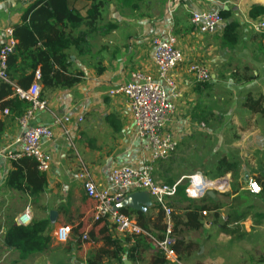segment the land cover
I'll list each match as a JSON object with an SVG mask.
<instances>
[{
    "label": "crops",
    "instance_id": "1",
    "mask_svg": "<svg viewBox=\"0 0 264 264\" xmlns=\"http://www.w3.org/2000/svg\"><path fill=\"white\" fill-rule=\"evenodd\" d=\"M37 1L0 0V49L6 41L5 30L20 24L28 7ZM41 1L49 13L55 14L49 19L54 30H46L41 37L32 33L38 41L37 47L46 51L42 43L57 41V38H78L77 46L61 50L68 55V72L81 73L82 77L69 88H43L38 82L39 66L34 72V83L38 84L40 98L47 106L34 113L29 125L47 127L53 132L51 140L43 141L42 145L51 163L50 169L42 173L44 186L40 192L34 191L40 186V172L33 175L24 168L23 175L30 186L25 181L22 188L15 189L7 182L9 172L15 167L6 154L17 149L15 140L21 134L17 119L28 103L20 115L9 112L7 116H0V264H86V258L104 247L108 237L119 242V249L105 246L109 255L103 258L104 264H264V193L250 194L247 181L234 190H230V183L224 192L210 189L199 199L191 200L184 195L191 203L179 197L170 200L169 204H173L170 206L173 210L170 249L176 256L173 262L155 245V241L164 237L165 217L151 201L149 206L138 210L124 208L126 212L142 213L141 220L131 218L151 241L147 242L148 248L141 246L130 256L131 236L117 232L108 221L94 222L96 203L86 197L83 182L78 179V174L85 169L97 189H106L113 168L139 167L149 159V151L135 137L125 99L121 95L110 96L109 91L129 82L135 72L155 75L151 46L154 37L174 36L183 53V62L170 75L179 92L169 124L178 147L170 157L154 163L152 174L157 182L175 183L189 176L175 170V163L171 162L179 152L186 155L183 152L189 149L190 153H196L194 147L203 146L195 139L197 125L202 124L206 132L214 131L209 125L217 115L212 107L218 99L215 85L224 84L229 91L230 88L234 91L237 85L244 86L246 93L241 106L247 116H259L249 107L257 99L264 106V95L255 96L259 88L257 91L251 88L264 85V39L253 30V24L264 20V16L252 19L248 11L263 6L264 0ZM68 1L67 12L64 7ZM98 4H101L98 15H89ZM220 10L229 11L232 19L228 23L237 24V41L233 47L221 39L225 21L212 34L198 33L189 23V14L193 11ZM73 16L81 20L79 24ZM41 23L44 25V21ZM191 63L202 64L210 74V81L198 86L188 72ZM240 131L255 132L248 121ZM206 173V177L214 178L212 172ZM254 175V181L264 177ZM190 204L219 208L202 211L196 220L190 221L187 212ZM27 208L30 220L20 225L16 220ZM40 220L49 221V244L45 250L22 254L4 244L10 228L26 227ZM60 228L68 231L64 242L56 236ZM90 232L93 241H85L83 237ZM77 236H82L79 248L75 247Z\"/></svg>",
    "mask_w": 264,
    "mask_h": 264
},
{
    "label": "built area",
    "instance_id": "2",
    "mask_svg": "<svg viewBox=\"0 0 264 264\" xmlns=\"http://www.w3.org/2000/svg\"><path fill=\"white\" fill-rule=\"evenodd\" d=\"M189 23L198 33L212 34L219 29L224 20L219 11H193L189 14ZM253 30L264 39V20L253 24ZM5 36L6 41L0 49V81L7 83L9 77L6 71V57L13 52L15 46L12 29H6ZM151 46L155 75L135 72L129 82L109 91L110 96L121 95L125 99L133 120L135 137L144 149L149 151V159L139 167L113 168L109 174L110 185L106 189H97L85 169L78 174V179L83 182L86 197L96 203L94 222L108 221L117 232L128 236L146 235V232L133 218L121 213L117 205L130 194H146L165 217L164 237L161 241H155V245L167 260L176 262V256L170 249L173 236L171 224L173 210L169 202L176 196L177 189L183 187L184 195L194 200L203 197L210 189L226 191L229 179L226 176L212 179L196 173L173 184L155 181L152 174L154 163L167 159L178 147V141L169 130L175 112L174 101L179 97L170 75L183 62V53L172 35L152 38ZM188 72L198 86L210 81L208 70L200 63L189 64ZM14 92L16 97L28 103V108L17 119L21 128V134L15 140L17 149L8 151L6 158L11 161L30 158L36 163L37 171L45 173L50 169L51 157L43 150L42 145L43 141L51 140L53 132L47 127L30 126L29 121L36 111L46 109L47 104L40 98L37 83H33L26 91L17 88ZM7 115H9L7 109L0 111V116ZM246 189L254 195L261 192L259 184L252 179L247 181ZM29 220L30 213L27 208L16 222L25 225ZM56 236L59 241L64 242L68 236L67 229H58Z\"/></svg>",
    "mask_w": 264,
    "mask_h": 264
},
{
    "label": "trees",
    "instance_id": "3",
    "mask_svg": "<svg viewBox=\"0 0 264 264\" xmlns=\"http://www.w3.org/2000/svg\"><path fill=\"white\" fill-rule=\"evenodd\" d=\"M69 3L70 2L68 1L66 6L64 4V10L67 12L69 11ZM37 6L41 7L37 9ZM100 6L101 4L92 7L89 15L94 13L98 15L97 13H99ZM219 13L225 21L221 39L225 45L233 47L237 41V24L235 21L228 23V20L232 19V15L229 11L220 10ZM53 16H55V14L53 15V13H49L47 7L42 5V1L38 0L28 7L21 23L12 28L15 46L13 52L6 57V71L9 77V82L6 83L0 81V111L7 109L9 112L20 115L25 110L27 102L16 97L14 91L17 88L23 91L29 89L34 83V72L38 66L40 69L38 82L43 88H69L81 81V73L70 74L68 72V55L66 54V51L61 50V48L77 46L80 41L78 38H57V41L52 39L49 42L42 43L43 47L46 48V51L37 47L38 41L33 37L32 33H36L41 37L46 30L53 31L54 25L49 22L50 17L52 18ZM248 16L252 19L264 16V5L251 8L248 11ZM73 19L76 20L78 24L81 21L77 16H73ZM41 21H44V25ZM35 22H37V24H35ZM74 24L75 22H73L72 26H74ZM60 39L62 40L58 41ZM261 101V99L251 101L249 108L264 120V106ZM13 162L15 170L9 172L7 182L10 187L20 189L26 181L25 176L23 175L24 168L27 171L31 170L33 175H37L38 171L36 169V163L30 158H21ZM235 170L236 164L229 161L226 157H222L215 162L214 172L211 175L218 178L230 174L231 178L235 179ZM207 175L208 173H205V176ZM38 179L40 186L37 190H34L35 192L42 191L44 186V176L42 173L39 174ZM255 181L259 184L261 194H263L264 177L257 178ZM26 183L30 186V181H26ZM172 183L173 181H169L167 184ZM183 190V187H179L175 197L188 201L184 196ZM188 202L191 203V201ZM170 206L173 207V204ZM217 208H219V206L214 205L210 208L206 205L194 206L190 204L187 207L188 219L190 221L196 220L198 214L202 211L211 209L215 211ZM119 211L127 216H133L137 221L141 220L143 217L141 212H126L124 208ZM99 222L102 221L96 223ZM49 233L48 220L34 221L26 227L16 226L10 228L4 237V244L18 250L22 254L43 251L49 244ZM129 239L133 240V247L129 249L130 256H134L133 254L136 253L137 248L141 246L148 248L151 242L143 235L131 236ZM129 239L127 238L128 241H130ZM84 240L93 241V234L90 232ZM118 243V241L112 240L108 237L104 247L94 250V252L86 258V264H104L103 258L109 255V251L104 249L105 246L106 248L113 247L117 251L119 249ZM81 244L82 236H77L75 247L79 248Z\"/></svg>",
    "mask_w": 264,
    "mask_h": 264
},
{
    "label": "rangeland",
    "instance_id": "4",
    "mask_svg": "<svg viewBox=\"0 0 264 264\" xmlns=\"http://www.w3.org/2000/svg\"><path fill=\"white\" fill-rule=\"evenodd\" d=\"M215 86L218 99L213 101L212 107L214 106L217 115L209 125L214 131L206 132L202 124L197 125L195 139L203 146L194 147L196 153H190L189 149L183 152L186 155L179 152L171 163H175L174 169L179 173L184 171V174L188 175L196 173L205 175L207 171L213 173L215 162L226 156L229 161L236 164L235 179H232L230 174L223 176L229 179L230 190H234L245 181L254 180L253 173L264 176V121L257 115L247 116V112L243 110L241 105L246 93L244 86L237 85L233 88L234 91L231 88L230 91L227 90L224 84ZM254 86L251 88L260 90L258 93L253 90L255 96L259 93L264 95V85ZM247 121L255 132L240 131V127Z\"/></svg>",
    "mask_w": 264,
    "mask_h": 264
},
{
    "label": "water",
    "instance_id": "5",
    "mask_svg": "<svg viewBox=\"0 0 264 264\" xmlns=\"http://www.w3.org/2000/svg\"><path fill=\"white\" fill-rule=\"evenodd\" d=\"M150 205V199L147 197L144 193H133L128 196H126L123 201L117 205V209L121 210L125 207H130L133 210H138L142 206H149ZM124 264H128L125 262Z\"/></svg>",
    "mask_w": 264,
    "mask_h": 264
}]
</instances>
